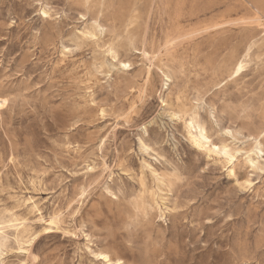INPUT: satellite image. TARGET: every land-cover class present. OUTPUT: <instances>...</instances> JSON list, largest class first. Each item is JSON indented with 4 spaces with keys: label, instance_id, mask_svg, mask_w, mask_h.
<instances>
[{
    "label": "rangeland",
    "instance_id": "374dc122",
    "mask_svg": "<svg viewBox=\"0 0 264 264\" xmlns=\"http://www.w3.org/2000/svg\"><path fill=\"white\" fill-rule=\"evenodd\" d=\"M93 253L264 264V0H0V264Z\"/></svg>",
    "mask_w": 264,
    "mask_h": 264
},
{
    "label": "bare ground",
    "instance_id": "6f19581e",
    "mask_svg": "<svg viewBox=\"0 0 264 264\" xmlns=\"http://www.w3.org/2000/svg\"><path fill=\"white\" fill-rule=\"evenodd\" d=\"M243 68L242 65L239 66L238 72ZM195 128V127H194ZM200 129L199 132H190L189 137L192 144L198 149L205 150L209 156H223L226 158L229 165H233V160L235 156L232 155L231 151L227 148V146L218 145L210 140L205 129L198 127ZM194 131V130H193ZM254 165V162H252ZM233 172V170L231 171ZM90 252L91 249H89ZM94 254V253H93ZM94 256L102 261L104 264H125L123 261L113 262L107 254H94Z\"/></svg>",
    "mask_w": 264,
    "mask_h": 264
}]
</instances>
